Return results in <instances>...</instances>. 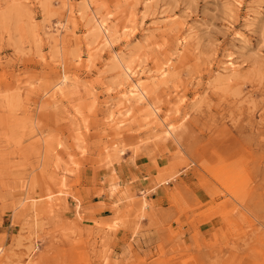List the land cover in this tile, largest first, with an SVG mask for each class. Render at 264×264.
Wrapping results in <instances>:
<instances>
[{"label": "rangeland", "instance_id": "rangeland-1", "mask_svg": "<svg viewBox=\"0 0 264 264\" xmlns=\"http://www.w3.org/2000/svg\"><path fill=\"white\" fill-rule=\"evenodd\" d=\"M42 2L57 15L46 21ZM106 18L112 39L102 43L94 24ZM74 57L84 66L78 82L74 74L51 88L60 61ZM129 66L139 75H127ZM141 80L146 95L130 105L120 85L129 93ZM262 81L264 0H0V264H264ZM233 89L238 96L226 95ZM240 97L249 101L242 108ZM198 98L211 109L189 124L205 147L188 149L180 134L158 139L169 110L184 101L187 112ZM78 142L88 165L63 189L70 156L85 160ZM107 149L120 152L111 171L100 164ZM136 158L152 164L146 177L114 172ZM116 219L123 223L109 235Z\"/></svg>", "mask_w": 264, "mask_h": 264}, {"label": "snow or ice", "instance_id": "snow-or-ice-1", "mask_svg": "<svg viewBox=\"0 0 264 264\" xmlns=\"http://www.w3.org/2000/svg\"><path fill=\"white\" fill-rule=\"evenodd\" d=\"M39 7L41 9L44 10V14H45V18L47 21V18L51 15H57V13L51 11V9L54 7L52 4L47 3V2H42ZM55 7H60L59 5H55ZM102 7H108V5H102ZM64 9L68 8V4H64L63 5ZM81 15H83L81 13ZM105 23H108V19H105ZM237 36H240V33L236 34ZM89 48H91V44H89ZM213 52H215V45H213ZM218 58V56H217ZM55 57H54V61H55ZM92 57L89 56L88 58V70L90 71L92 69ZM209 59L211 60V57H209ZM224 61L225 63H230L233 61V57L232 54L228 51H225L224 53ZM60 63L63 64V72H59V67L57 68V71L60 75V79L59 80H53L52 84H51V88L56 89L57 91H60L64 88L65 85L68 84V82L70 80L73 79V76L75 74V78L78 82L79 79V72L83 69V62L82 61H77V59L74 57L71 61V65H69L68 62L66 61H60ZM172 61L168 60L165 65L164 68L161 70L163 77L165 78L164 83L166 85L171 84L172 81L168 80L167 78L169 77V67L171 65ZM233 67H235L234 63H233ZM127 75L129 76H133V75H139L138 72H134L132 67H129L127 69ZM61 81L63 83H61ZM262 83H264V81H262ZM142 86L146 87L147 85H145V82L143 80L140 81V83H132L131 87H132V91L129 94L126 89H127V85L125 84H121L120 87L122 90H125V96L128 99V103L131 105L133 103L134 100L139 99V100H143L144 96L146 95L145 93H143L142 90ZM109 92L113 91L112 87L108 88ZM226 95L228 96H233V95H239V90L238 89H233V90H229ZM170 102V101H169ZM165 103V101H163L162 99L159 98V94L157 93V105H163ZM184 101H180L179 104L175 105L174 108L170 109L168 112V117L165 118L164 121L161 122L162 125V130H161V136L158 137V139H165L167 137H171L172 139H176V135L180 134L184 136V141L185 144L187 146L188 149L192 150V151H197L202 149L203 147H205V144L202 143L203 141V137L196 132L195 128L190 127L189 122L192 121L194 119V114H198L202 111H204V105L207 103L209 109H211V103L208 102L207 100H203L198 98V102H194L191 109L188 110L187 112L181 108V104H183ZM237 106L242 108V105L244 103H249V101H246L243 97H240L237 101ZM257 102L256 101H250V105H255ZM157 105H153L152 107V111L153 113L158 114L160 112V107H158ZM259 107L261 109H264V95L261 96L260 101H259ZM41 111L43 112V108L41 109ZM80 109L77 108V112L79 113ZM89 111H91V109H89ZM173 114H175V116L177 117L176 120L171 119V117L173 116ZM127 115L129 117H132L134 115L133 111H129L127 113ZM44 116L41 115L40 120L41 122L44 121ZM261 119L262 121H264V111H261ZM233 122L234 123H238V117L235 114V110H234V114H233ZM197 124H199V121H197ZM84 126H87V122H85V125L82 126V128ZM118 127H123V125H118ZM212 132L216 135L221 134L219 132V130L213 128ZM49 141H53V147H55V142H54V133L50 134L48 137ZM208 146H211L210 144ZM59 147L61 149H63L65 147V144L61 141L59 144ZM77 147L80 148V154L81 156L85 157V160L83 162H77L76 157L75 156H70V164H69V168L71 170V175H68V172H65V176H64V182L62 185L63 189H67L68 187V181L69 180H76L77 176L81 175V169L84 167H87L88 165V161H87V155H88V149L86 147H81V145L79 144V142L77 143ZM181 147H184V145H181ZM108 151V156L107 159L105 160L103 157H101L100 160V164L103 165H107L109 171H111L113 169V166L115 164V162L119 159L120 157V152L119 150H117L116 155L113 156L111 154V149H107ZM132 161H130L131 163ZM94 163V162H93ZM59 166V165H58ZM80 184H87L89 191L92 190V184L90 182L85 181L82 177L80 180ZM119 186L116 184L115 180H113V186L111 188V191L113 193H116L118 191ZM63 191L60 193L61 197L63 196ZM96 194L101 196V199H103V190L101 189H97ZM49 200L53 199L52 196L48 197ZM261 204H262V208H264V186H262V192H261ZM77 216H79L80 214V209H81V203L78 202L77 203ZM82 218V217H81ZM123 223V221L121 219H116L114 223H109L108 225V229H109V235H111L112 230L114 229H118L121 224ZM261 230L264 231V224H262L261 226ZM136 233H133V240L135 239ZM9 264H24L23 261L20 262H16V261H11L9 262ZM27 264H51L50 261H45V260H33V259H29L27 261ZM103 264H113V261L111 259H105L103 261ZM116 264H125V262L123 260H117ZM128 264H133V262L129 261Z\"/></svg>", "mask_w": 264, "mask_h": 264}, {"label": "crops", "instance_id": "crops-1", "mask_svg": "<svg viewBox=\"0 0 264 264\" xmlns=\"http://www.w3.org/2000/svg\"><path fill=\"white\" fill-rule=\"evenodd\" d=\"M152 164L149 163L147 159L144 158H136L133 163L127 164V165H121L120 167L116 166L114 168V172L122 179L127 178L130 179L131 176H137V177H146L145 173H148L147 171H151ZM139 185V187H142L140 182L136 183ZM164 190L160 189L158 190L157 194L155 196H151V199L154 200L156 203L163 202L164 201ZM196 196H199L198 190L195 192ZM110 216V215H109ZM212 224H214V220H212Z\"/></svg>", "mask_w": 264, "mask_h": 264}, {"label": "bare ground", "instance_id": "bare-ground-1", "mask_svg": "<svg viewBox=\"0 0 264 264\" xmlns=\"http://www.w3.org/2000/svg\"><path fill=\"white\" fill-rule=\"evenodd\" d=\"M98 24L96 25V24H94V26H95V28H96V30L101 34V42L102 43H107V42H109V40H111L112 39V35L110 36V29H109V27L107 26V24L105 23V20L104 19H101V20H99L98 22H97ZM95 30V31H96ZM97 32V33H98ZM98 33V34H99ZM111 43V42H110ZM109 43V44H110ZM121 61V60H120ZM121 63V62H120ZM123 66V65H122ZM130 67V66H129ZM123 69L125 68V67H122ZM162 69V68H161ZM135 72V71H134ZM122 73V72H121ZM125 73H126V71H125ZM126 75V74H125ZM132 77V76H131ZM133 80V79H132ZM137 83V82H136ZM131 87V86H130ZM132 88V87H131ZM129 89V88H128ZM127 89V90H128ZM132 90H130L129 91V93L131 92ZM139 100V99H138ZM141 101V100H140ZM165 120V119H164Z\"/></svg>", "mask_w": 264, "mask_h": 264}]
</instances>
